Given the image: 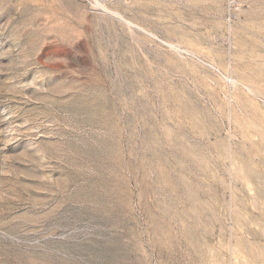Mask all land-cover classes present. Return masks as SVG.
Segmentation results:
<instances>
[{
    "label": "rangeland",
    "instance_id": "1",
    "mask_svg": "<svg viewBox=\"0 0 264 264\" xmlns=\"http://www.w3.org/2000/svg\"><path fill=\"white\" fill-rule=\"evenodd\" d=\"M0 264H264V0H0Z\"/></svg>",
    "mask_w": 264,
    "mask_h": 264
}]
</instances>
